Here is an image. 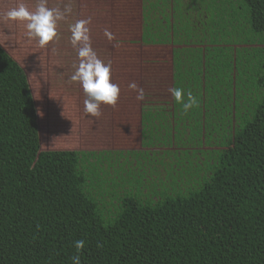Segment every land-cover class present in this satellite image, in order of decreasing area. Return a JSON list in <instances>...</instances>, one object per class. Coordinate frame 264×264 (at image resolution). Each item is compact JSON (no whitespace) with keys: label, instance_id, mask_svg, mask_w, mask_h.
<instances>
[{"label":"trees","instance_id":"16d2710c","mask_svg":"<svg viewBox=\"0 0 264 264\" xmlns=\"http://www.w3.org/2000/svg\"><path fill=\"white\" fill-rule=\"evenodd\" d=\"M137 1L100 13L113 35L139 20V47L158 41L182 56L175 86L198 105H173L181 147L42 150L28 74L0 45V264H72L77 240L81 264H264V0ZM122 48L112 50L120 76L135 54ZM227 83L246 106L234 113L231 146H193L219 135L209 119L228 103ZM160 104H148L157 119ZM162 127L152 146L166 145Z\"/></svg>","mask_w":264,"mask_h":264},{"label":"rangeland","instance_id":"374dc122","mask_svg":"<svg viewBox=\"0 0 264 264\" xmlns=\"http://www.w3.org/2000/svg\"><path fill=\"white\" fill-rule=\"evenodd\" d=\"M112 1L47 0V7L59 8L63 11L65 6H70L71 12L66 13L65 18L57 22V36L47 45L41 46L37 39L27 37L26 22L4 19V14L7 11L18 7L21 3L30 11H35L38 0H0V45L22 65L28 74L29 85L38 112L42 150L93 151L100 148L112 152L161 150L168 147L170 140V146H174L173 148L181 147L178 137L176 138L178 145L175 146L173 136L177 125L176 117L182 107L173 108V105L179 102L175 101L169 89L176 87L175 76L178 66L175 61L181 60L182 56L177 58L175 50L159 44L158 41V44L148 43L145 47H139V35L142 33L141 27H138L139 20H127L129 23L131 22L130 26L133 27L134 33L127 30V36L118 34L119 37L114 35V39L109 40L105 36V30L112 33L113 20L111 25L112 17H109L112 12L111 8L114 7ZM119 1L121 2L119 7L122 9L126 8V10L132 11L139 7L136 0ZM142 1L140 0L139 3ZM88 9L95 12V16L90 14L94 18L93 22L87 25L91 46L98 58L105 63H111L110 82L118 85L121 83L122 90H127L125 93L122 91L120 93L126 99H121L119 95L120 99L115 106L102 103L99 117H92L85 112L84 100L87 99V96L79 82L70 80L76 70V66L73 69V64L79 62L80 59L78 48L73 47L71 43L70 26L79 20H88ZM100 10H108L109 16L100 13ZM201 16L205 17L206 14L202 11ZM167 28L169 32V24H167ZM92 33L94 35L90 36ZM92 37L95 38L92 40ZM144 39L148 42L150 36L144 33ZM109 45L111 48L108 47ZM122 46L132 50L135 54L131 57L125 56L126 62L129 60L132 62L130 66H127L128 68L124 69L125 74L120 76V64L117 58L115 59L112 50L123 49ZM161 55L168 59L165 65L159 60ZM118 59L123 60V55ZM155 62L160 64L157 71L153 65ZM131 82L137 83L144 89L145 99L143 101L137 100V92L128 87ZM224 86L231 89L227 92L228 103L225 107H219L220 111L217 110L219 114H215L209 119L212 124L218 121L216 126L220 123L216 127L219 135H217L218 133L213 134L210 139L204 137V140L196 136L192 139V141L195 140L193 146H197L199 140L203 147L213 148L221 144L231 146L234 113L246 109V106H242L241 99L236 104L232 102L233 84L227 83ZM150 100L162 103L160 111L158 110L161 113L158 119L153 117L151 106L148 105ZM200 118H202L199 129L201 134V125L202 123L206 124V121L201 115ZM208 118L210 117L206 116V119ZM162 126L167 129V132L165 130L163 132L164 145L166 143L167 146L162 148L152 146L155 138L161 139ZM209 129L213 130V127ZM229 131L230 134H228ZM186 141L185 143H187ZM190 142L188 140V143ZM92 143L95 145L92 146Z\"/></svg>","mask_w":264,"mask_h":264},{"label":"clouds","instance_id":"9594fccd","mask_svg":"<svg viewBox=\"0 0 264 264\" xmlns=\"http://www.w3.org/2000/svg\"><path fill=\"white\" fill-rule=\"evenodd\" d=\"M71 12L70 6H65L63 11L59 8L52 9L47 7V0H38L35 11H30L23 3L18 7L12 8L4 14L5 20L26 22V35L29 39H37L41 46L47 45L57 36V22L65 18L66 13ZM88 20H79L70 26L72 32L71 43L78 48L79 64L75 72L70 77L72 82H79L85 92L87 99L84 100V110L92 117L101 115V104L115 106L120 95L118 84L110 82L111 63H105L98 58L93 50L88 35ZM105 36L109 40L114 39V35L105 30ZM128 87L137 92L136 99L143 101L145 91L137 83L131 82ZM175 101L183 106V110L188 112L191 108L198 105L196 97L191 92L185 94L180 88L169 89ZM85 246L83 240L75 242L77 255L72 257V264H81L79 253Z\"/></svg>","mask_w":264,"mask_h":264}]
</instances>
